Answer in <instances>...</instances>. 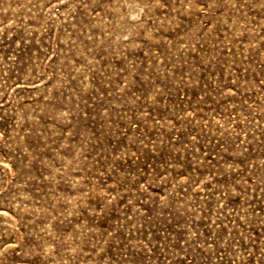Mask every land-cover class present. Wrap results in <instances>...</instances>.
Wrapping results in <instances>:
<instances>
[{"label": "rangeland", "instance_id": "rangeland-1", "mask_svg": "<svg viewBox=\"0 0 264 264\" xmlns=\"http://www.w3.org/2000/svg\"><path fill=\"white\" fill-rule=\"evenodd\" d=\"M0 264H264V0H0Z\"/></svg>", "mask_w": 264, "mask_h": 264}]
</instances>
